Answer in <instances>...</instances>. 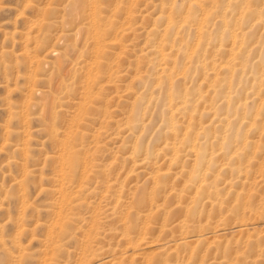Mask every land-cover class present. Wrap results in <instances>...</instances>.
<instances>
[{"label": "rangeland", "instance_id": "374dc122", "mask_svg": "<svg viewBox=\"0 0 264 264\" xmlns=\"http://www.w3.org/2000/svg\"><path fill=\"white\" fill-rule=\"evenodd\" d=\"M0 264H264V0H0Z\"/></svg>", "mask_w": 264, "mask_h": 264}, {"label": "bare ground", "instance_id": "6f19581e", "mask_svg": "<svg viewBox=\"0 0 264 264\" xmlns=\"http://www.w3.org/2000/svg\"><path fill=\"white\" fill-rule=\"evenodd\" d=\"M202 30V29H201ZM234 37V36H233ZM153 242V241H152ZM146 243V242H145ZM151 244V243H150ZM162 247V246H161ZM158 249V248H157ZM148 260V259H147Z\"/></svg>", "mask_w": 264, "mask_h": 264}]
</instances>
